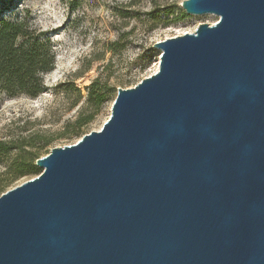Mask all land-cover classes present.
Returning <instances> with one entry per match:
<instances>
[{
    "label": "water",
    "instance_id": "water-1",
    "mask_svg": "<svg viewBox=\"0 0 264 264\" xmlns=\"http://www.w3.org/2000/svg\"><path fill=\"white\" fill-rule=\"evenodd\" d=\"M181 8L218 20L0 194V264H264V0Z\"/></svg>",
    "mask_w": 264,
    "mask_h": 264
},
{
    "label": "rangeland",
    "instance_id": "rangeland-1",
    "mask_svg": "<svg viewBox=\"0 0 264 264\" xmlns=\"http://www.w3.org/2000/svg\"><path fill=\"white\" fill-rule=\"evenodd\" d=\"M184 0H0V20L26 14L44 31L55 55L54 69L44 75L45 92L36 98L8 99L0 95V141L19 142L42 136L23 153L37 151L38 158L52 148L75 144L82 136L101 129L110 114L117 88H131L152 75L160 50L154 44L192 33L201 23L212 25L213 14L188 15ZM96 82L106 93L92 118L87 115V87ZM16 152L0 159V179ZM19 177L4 187L8 191L40 173ZM2 194V193H1Z\"/></svg>",
    "mask_w": 264,
    "mask_h": 264
},
{
    "label": "trees",
    "instance_id": "trees-1",
    "mask_svg": "<svg viewBox=\"0 0 264 264\" xmlns=\"http://www.w3.org/2000/svg\"><path fill=\"white\" fill-rule=\"evenodd\" d=\"M54 66L55 55L46 33L38 29L27 14L20 19L0 20V95L8 99L36 98L45 92L44 75ZM105 94L96 82L87 87V106L91 111L80 115L75 125L81 126L92 118L104 102ZM35 141L49 143L42 136L14 143L0 141V159L16 152L5 172L10 175L9 179H0V194L11 181L38 173L34 164L38 159L37 151L23 153V148L32 147Z\"/></svg>",
    "mask_w": 264,
    "mask_h": 264
},
{
    "label": "bare ground",
    "instance_id": "bare-ground-1",
    "mask_svg": "<svg viewBox=\"0 0 264 264\" xmlns=\"http://www.w3.org/2000/svg\"><path fill=\"white\" fill-rule=\"evenodd\" d=\"M157 70V67H156V69H155V71Z\"/></svg>",
    "mask_w": 264,
    "mask_h": 264
}]
</instances>
